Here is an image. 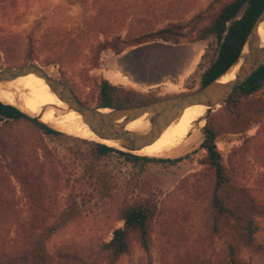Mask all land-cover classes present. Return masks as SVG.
Instances as JSON below:
<instances>
[{
    "label": "rangeland",
    "instance_id": "1",
    "mask_svg": "<svg viewBox=\"0 0 264 264\" xmlns=\"http://www.w3.org/2000/svg\"><path fill=\"white\" fill-rule=\"evenodd\" d=\"M214 1L129 0L123 5L105 0L101 4L110 7L111 15L99 22H88L96 13L93 0H0V67L36 63L68 84L80 101L90 107H96L101 79L158 99L192 93L200 89L201 75L217 52L214 37L180 44L154 40L129 47L122 54L107 50L99 56L93 46L99 41L105 43L118 36L125 39L131 32L146 31L142 26L145 19L156 20L155 30L180 25L184 32H189L195 29L192 20ZM91 23L93 32L89 33ZM30 40L36 43V58L27 63ZM97 56L99 65L91 69ZM222 111L220 105L203 119L202 128L195 125L193 132L198 133V138L188 147L172 156L157 157L183 158L176 165L151 163L141 170L117 153L103 158L97 169L107 174L112 184L104 199L93 195L91 188L86 189L84 177L83 156L90 148L87 142L95 141L68 134L69 138L44 135L27 121H0V249L10 255L25 251L28 245H23L24 237L30 231H38L39 219H55L72 197L79 204L80 215L49 240L47 248L54 256L50 264H76L75 260L80 257L85 260V256L88 258L83 264H106L96 248L101 241H110L113 231L123 226L118 219V204L126 199L147 198L157 203L159 213L153 222L150 251L147 253L134 240L132 252L117 264H183L189 259L188 251L198 246L213 261L215 253L222 251L224 241L216 237L209 245L198 237L204 234L203 229L209 228L202 223L201 229L200 221L211 189V174L203 164L207 151L201 144L208 121L225 123ZM230 131L217 139V147L225 163L235 149L241 150L240 157L246 162L238 167L242 168L236 181L264 203V148L257 149L260 145L264 147V116L245 132ZM41 145L56 155L60 169L64 166L66 180L60 186L63 190L54 197L38 191L37 180L46 182L40 179L43 176L35 181L31 176H38L33 163L44 160ZM37 196L43 198L40 197L43 206L38 205V198L33 200ZM262 227L257 236L264 243V220Z\"/></svg>",
    "mask_w": 264,
    "mask_h": 264
},
{
    "label": "trees",
    "instance_id": "2",
    "mask_svg": "<svg viewBox=\"0 0 264 264\" xmlns=\"http://www.w3.org/2000/svg\"><path fill=\"white\" fill-rule=\"evenodd\" d=\"M103 1L105 0H93V4L97 6L96 13L88 19V22L93 20L99 22L102 18L111 15L108 12L110 7L101 4ZM112 1L114 3L117 1L116 4L125 5L123 2L129 0ZM147 10L149 12L150 9ZM263 10L264 0H215L206 11L201 12L192 20L195 29L189 32H184L180 25L155 30L156 20L145 19L142 26L146 28V31H140L138 34L131 32L125 39L118 36L105 43L99 41L93 48L98 56L107 50L122 54L129 47L154 40L180 44L183 42L195 43L214 37L218 43V49L211 58L209 66L201 75V89L225 74L237 61L246 44L249 32ZM169 12L167 11V14ZM174 13L175 11H173ZM168 16L171 17V15ZM93 23L89 26V33L93 32ZM28 49L25 59L27 63L34 62L36 43L33 40H30ZM98 56L91 63V69L98 67L100 61ZM206 56L207 52L203 58ZM157 100L159 99L156 97H146L136 91L114 85L107 79H101L98 86L96 107L121 109L140 106ZM222 107L225 123L208 121L204 141L201 144V148L207 151L203 164L208 166V173L211 174L209 180L211 189L206 195L207 204L203 209V217L200 221L201 229L202 223L205 226L208 224L209 228L203 229L204 234L201 233L198 237L202 239L203 244L207 242L209 245L218 237L224 241V247L221 252L215 253L213 261L204 256L199 246L191 248L188 251L189 259L183 264H264V243L259 241L257 236L263 229L264 203L258 201L247 186L239 185L236 181L238 174H240L239 169L242 168L238 167L245 165L246 162L244 157H240L241 150L235 149L230 161L225 163L222 153L217 147V139L224 136L226 132L230 133V130L235 133L245 132L253 122L264 116V66L246 83L239 86L230 98L222 104ZM0 121L15 123L27 121L33 125L35 130L44 135L69 138L66 134L31 119L15 106L1 101ZM226 127L228 128L226 129ZM74 139L84 141L78 138ZM87 143H89L90 148L83 156L84 177L87 178L86 189L91 188L93 195L98 194L101 199L105 198L106 190H111L112 184L109 183L107 174L99 171L97 166L103 158L112 153L122 156L135 167H141V170L151 163L172 166L183 160V158L141 156L97 142ZM40 148L43 151L44 160L41 162L37 159L33 163L34 170L38 171V176H31L33 181L43 176L40 179H46V182L37 180L39 182L38 191L42 194L47 192L46 197H54L57 192L63 190L60 186L61 181L66 180L62 172L64 166L60 169L56 155L50 152L46 146L41 145ZM263 148L261 145L257 146L259 151ZM18 163H20V159H18ZM6 166L9 164L7 163ZM40 197H34L33 200L38 198L40 201L38 205L43 206V198ZM79 208L76 199L71 197L67 208L62 209L55 219L40 218L37 222L38 231H30L27 234L28 237H24L23 245H28L25 251L10 255L9 252L4 251L3 253V250L0 249V264H50L54 256L50 254L49 248H47L49 240L53 235L65 229L69 223L77 220L80 215ZM118 208V219L123 221V226L113 231L110 241H101L96 248L98 255L106 264H117L120 259L129 255L133 250L134 240L148 253L150 251V237L153 233V222L159 214L157 203L147 198L130 201L126 199L118 204ZM245 254L249 257H246ZM201 257H205V259L201 260ZM87 258L88 256H85V260ZM85 260L84 257H80L75 261L76 264H83Z\"/></svg>",
    "mask_w": 264,
    "mask_h": 264
},
{
    "label": "water",
    "instance_id": "3",
    "mask_svg": "<svg viewBox=\"0 0 264 264\" xmlns=\"http://www.w3.org/2000/svg\"><path fill=\"white\" fill-rule=\"evenodd\" d=\"M263 22L264 10L249 32L246 44L237 61L229 68L230 70L239 64V69L234 79L227 82L221 81L224 75L228 73V70L218 79L195 92L159 99L140 106L112 109L85 105L68 84L52 77L36 63L25 66L0 67V84L13 81L28 74H35L49 85L51 91L58 99L66 103L70 110L76 111L82 116L83 122L98 138L118 142L121 147H124L126 151L128 150L127 152L134 153L156 142L164 131L173 122L177 121L184 110L190 106H206L208 108L204 117L206 119L218 106L225 103L239 86L246 83L264 66V46H261L258 33L259 27ZM105 109L110 111L105 112ZM19 110L31 119L59 131L42 122L40 117L32 116L28 112ZM144 116H148L150 124L146 131H132L127 128L130 123Z\"/></svg>",
    "mask_w": 264,
    "mask_h": 264
},
{
    "label": "bare ground",
    "instance_id": "4",
    "mask_svg": "<svg viewBox=\"0 0 264 264\" xmlns=\"http://www.w3.org/2000/svg\"><path fill=\"white\" fill-rule=\"evenodd\" d=\"M258 33L263 47L264 22L260 25ZM238 69L239 64L230 69L221 81L227 82L234 79ZM0 101L28 112L32 116H38L42 122L68 135L81 136L124 152L128 151L118 142L100 139L93 134L83 122L82 116L76 111L70 110L68 105L51 91L49 85L33 73L0 84ZM207 109L204 105L186 108L180 118L173 122L156 142L133 154L152 157L172 156L188 147L197 140L198 133H194L195 125L199 124L200 128L203 127ZM104 111L109 112L110 110L105 109ZM149 125L148 116H144L130 123L127 128L143 132L149 128ZM192 132V138H189ZM188 138L190 140H187Z\"/></svg>",
    "mask_w": 264,
    "mask_h": 264
}]
</instances>
